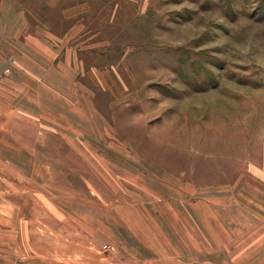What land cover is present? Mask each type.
Masks as SVG:
<instances>
[{
  "label": "rangeland",
  "instance_id": "rangeland-1",
  "mask_svg": "<svg viewBox=\"0 0 264 264\" xmlns=\"http://www.w3.org/2000/svg\"><path fill=\"white\" fill-rule=\"evenodd\" d=\"M18 1L28 31L76 26L83 73L115 71L124 90L96 96L101 130L81 140L66 112H47L69 96L6 91L13 78H0V264H225L213 207L181 212L126 157L145 154L216 202L227 185L264 183V0Z\"/></svg>",
  "mask_w": 264,
  "mask_h": 264
},
{
  "label": "crops",
  "instance_id": "crops-1",
  "mask_svg": "<svg viewBox=\"0 0 264 264\" xmlns=\"http://www.w3.org/2000/svg\"><path fill=\"white\" fill-rule=\"evenodd\" d=\"M80 13L82 9L77 8L64 17L67 19ZM75 27L67 29L62 35H57L48 27L40 25L28 31L26 15L22 11L20 2L0 0V78H13L14 81L12 86L6 88V91L16 89L18 94L52 96L60 102L63 101L65 95L69 96V99L65 98L67 100L65 110L63 106L48 104L49 111L47 112L53 110L66 112L68 117L65 119L68 122V128L70 131L73 128L81 139L80 133L86 132L87 127L93 128L94 126L95 128L90 134L96 135V132L101 130L100 109L96 96L105 94L116 98L123 93L124 85L115 71H102L94 67L83 73L77 57L82 47L78 43L71 44L73 42L71 37L76 32ZM6 91L3 92L6 93ZM56 96H59L58 99ZM31 108L38 109V106L32 105ZM98 121L99 129L97 130ZM126 158L133 161L138 160V165L141 166L144 175L146 173L147 176L152 175L145 179L149 178L150 184L154 182L158 185L153 188L154 190L162 192L166 191V187H171L175 191V205L180 208L181 212H184L182 209L184 202L195 208V202L204 203L206 201L207 207H213L212 211L206 212V216L208 218L213 216L212 220L210 218L208 221L223 223V234L220 238L228 240L230 248L231 239L236 238L235 241L239 242V245L235 247L239 248V258L235 262V258L230 255L231 249L229 248L228 252L227 250L225 252V256L229 257L227 262H224L225 264H264V183H257L255 177L254 179L250 177L247 179L250 180L249 183L246 180L241 189L237 184L227 185L223 190L225 197L221 202H216L214 198L218 197V192H214L217 196L214 195V197L211 192L210 195L213 197L204 199L203 195H200V190L192 183H174L173 173L166 171L163 166L145 154L137 155L133 152L129 153ZM260 173L264 174L263 169H258V175ZM249 174L256 176L257 172L250 170ZM253 183L257 184L253 189L255 193L252 192L253 196L248 198L242 193L243 187ZM184 190H188L186 193L190 195L187 197L188 202L182 199ZM192 197L199 199L193 201ZM215 207L221 215L216 216ZM248 227L251 230H247ZM242 247L245 248L242 249ZM248 247L251 249L246 250ZM247 253L252 256L245 258Z\"/></svg>",
  "mask_w": 264,
  "mask_h": 264
}]
</instances>
